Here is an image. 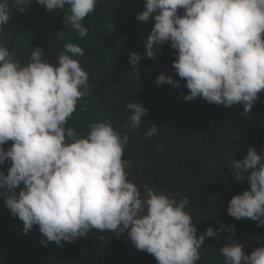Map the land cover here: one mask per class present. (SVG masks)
Here are the masks:
<instances>
[{
	"label": "clouds",
	"instance_id": "9594fccd",
	"mask_svg": "<svg viewBox=\"0 0 264 264\" xmlns=\"http://www.w3.org/2000/svg\"><path fill=\"white\" fill-rule=\"evenodd\" d=\"M36 3L48 11L65 12L68 6L64 23L85 37L88 29L82 21L95 12L98 0ZM14 4L22 11L32 0ZM144 8L136 19L154 20L144 40L146 57L154 59L166 43L176 50L173 68L186 81L188 94L179 93L186 102L203 98L224 107L242 104L245 114L253 108L264 90V0H146ZM10 16L9 0H0V31ZM57 35L63 39L62 31ZM14 56L0 43V166L11 164L7 174L0 170V197L10 214L23 222V232L38 226L45 247L48 242L73 243L93 229L116 237L127 232L132 245L158 264H197L205 239L226 226L208 227L197 236L186 211L187 197L178 202L146 184L142 195L125 170L131 162L122 159L129 137L110 121L90 122L83 136L66 127L77 103L89 93L88 73L75 59L83 57L84 50L67 43L56 63H49L43 49L35 47L23 66ZM141 59L140 53L129 54L137 75ZM154 82L158 87H181L180 81L163 73ZM125 108L130 113L128 127L139 129L148 110L135 101ZM158 129L152 125L146 137L157 135ZM9 141L11 147L5 150ZM232 167V177L246 181L248 190L231 198L227 214L264 227V154L250 147ZM219 252L224 264H264V247L249 255L244 245L227 243Z\"/></svg>",
	"mask_w": 264,
	"mask_h": 264
},
{
	"label": "trees",
	"instance_id": "16d2710c",
	"mask_svg": "<svg viewBox=\"0 0 264 264\" xmlns=\"http://www.w3.org/2000/svg\"><path fill=\"white\" fill-rule=\"evenodd\" d=\"M145 3L98 0L95 12L82 21L88 34L80 37L69 23H64L68 6L65 12L48 11L32 0L31 6L21 11L14 0H9L11 16L0 31V43L15 52L14 60L22 66L35 47L43 49L49 63H56L67 43L79 45L84 56L75 59L88 73L89 93L77 103L66 127L83 136L90 131V122L110 121L121 135L129 137L122 159L131 162L125 170L129 180L140 186L142 195L146 184L178 202L187 197L186 211L196 224L197 236L208 227L215 230L226 226L214 238L205 239L197 264H224L219 249L227 243L244 245L250 255L264 247V227L249 218L237 221L227 214V208L233 196L248 190L246 181L237 182L232 177V161H242L250 147L264 154V90L247 114L242 104L224 107L203 98L186 102L179 94H188L186 81L180 80L173 68L176 50L166 43L154 59L146 57L144 40L154 20L136 19L145 10ZM60 31L62 40L57 35ZM133 52L142 55L138 75L129 63ZM161 73L180 81L181 87L167 83L158 87L154 81ZM133 101L149 113L139 129L128 127L130 113L125 105ZM152 125L159 127L158 134L147 138L145 134ZM11 144L4 145L5 150ZM10 166L6 162L0 170L7 174ZM23 187L21 184L16 189L17 195ZM42 239L46 240L38 226L25 234L23 222L10 214L0 197V264H158L151 254L132 245L127 232L116 237L93 229L73 243L62 241V246L48 242L45 247Z\"/></svg>",
	"mask_w": 264,
	"mask_h": 264
}]
</instances>
